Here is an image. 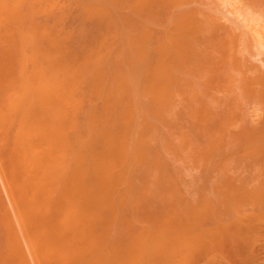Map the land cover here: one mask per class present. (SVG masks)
Masks as SVG:
<instances>
[{"label":"bare ground","instance_id":"1","mask_svg":"<svg viewBox=\"0 0 264 264\" xmlns=\"http://www.w3.org/2000/svg\"><path fill=\"white\" fill-rule=\"evenodd\" d=\"M164 1L165 0H0V156L2 155V158H5L8 164L14 167L12 169L14 172H11L12 180L14 178V181H12L14 183L13 190L15 188L16 195L21 203L19 207L21 219L23 226L25 227L24 229L33 240L32 245L35 247V251H37L38 255L36 256V259L39 257V263L41 264H195L196 262L194 263V261L196 260L200 246L203 248V251H205L204 255L206 264H215L213 261V257L215 256H213V250L211 247L213 245L215 246L216 241L219 243L218 238L220 231H217L219 229H217L219 224L217 227L215 226L218 221L216 223L214 221L215 224L213 223L214 225L213 227L211 226L212 228L208 226V229H206L205 226V228L202 227L204 224L200 225L202 224V221L200 220H203L204 218L199 220L201 212L204 210V212L207 213L208 209H211L213 206V201H210V198H208V200L204 198V201L202 196L201 199L205 202L201 201L202 205H199L200 203L197 205L195 202H192V200L191 203L186 201L188 203V207L184 206L186 207V211L184 213L185 215L183 214V217L176 215L172 219H169L168 217H170V214L172 216L177 213L172 212L173 214L170 213L168 215L166 212L168 210H165L164 215L166 217L163 215V220H160V217L158 220H154L155 222L160 221L157 225L148 226L139 218L142 216V213L147 214L149 208L151 207L152 209L153 207L151 206L152 202L150 206V203H147L148 206L145 208L146 199L149 196V201L152 198H155V196L153 197L150 193L151 190H149V188L152 189L151 184L155 183V185H157L159 182V180H157L158 178H155L156 182L158 181L157 183L155 182L154 177V180L152 179L153 173L151 171L153 169L156 172V170H159L160 166H164V162H161L163 158H161L158 154L157 155L161 158V161L155 159L154 156H149V154L147 155L146 150L143 151L146 148V144L149 143V138L151 137L150 136L148 138L149 141L146 140L145 134H150L146 132L145 129H148L147 131H151V126L155 124L151 122V119V126H148L150 124L148 123L149 121L147 117H150L151 113H154L150 111V114L148 115L149 109L142 108L145 105L143 106L140 104V101L143 100V96L141 95H147V97L153 96L154 98H157L158 106H156L159 108L155 106L156 103L154 106L156 107L155 110L158 111L161 106H167L165 103H162L163 105H161V101L163 97L168 94V92L170 93L169 90H172L169 89V86H173L174 84V86L176 85L178 87L181 85L182 87L181 80L186 77L185 75V77L181 78L180 76L182 75L176 74L178 71L177 69L180 70V67L177 68V64L174 63V58L177 56H173L174 58H172L170 54L172 49V45L170 43L173 42L169 37L165 39V42L164 40L161 41V39L165 38V36L162 38L163 33L161 35L157 34V36H161V38L159 37V40H156L157 43H154V40L153 44L155 45H152L151 38L149 43L148 39L150 36L146 35H149V30L152 29V25L156 24L158 20L154 22L150 28H148V33L147 31L144 33V29L146 28L145 30H147L148 27L146 25L143 31H141L144 20L142 22V18H139V15L141 14L140 12H142V8L144 7L146 9H150L154 6H161V3L163 5L165 4ZM192 1L189 2L191 3ZM201 1H203L202 3L204 4L207 0H205V2L204 0H197L199 3H201ZM225 1L227 2V0ZM236 1L237 0H233V2ZM246 1H248V5L250 4L253 7H257L258 13L260 11H262L260 14L264 13V0ZM196 7H192L187 10L185 9L186 11L183 10L184 12L174 11L176 13V17L174 15L173 19H171L173 24L172 22L170 24L175 27L174 22L176 20H174V18H177L181 19V21H183L182 23L185 22V25H188V27L192 24L193 26L190 28L193 30L195 27L194 32L198 31L196 28L200 29V27L198 25V27L195 26L193 20L196 18V15H199V13L202 14L204 11H200V8H198V6ZM156 8L157 7H155V9ZM182 8L183 7H181V9ZM207 8H209V6ZM210 11L209 13L214 14ZM168 13L170 14V12ZM209 13L207 14L206 21L204 20L206 18L204 13L203 16L205 17L203 21H205L206 24L204 23V27L203 25L201 26L207 34L208 32L215 30V23L218 22L217 24H219V21L215 20L217 15L215 17V15H211ZM238 13L239 12L236 14L238 15ZM119 14L122 18H124V20H126L127 25L124 23L123 27H120V25L123 24L121 23L123 21L120 22L121 24L119 23V19H121L119 18ZM166 14L167 13H165V15ZM251 14L250 10L246 16L251 17ZM137 17L139 18L140 23H138L139 21L137 20ZM147 19L150 18L148 17ZM244 19L250 25V28L251 26L256 27L254 25H256L255 23L257 21L251 25L255 20L254 18L245 17ZM261 20L264 22V19L261 18ZM95 21H97V25L94 26L93 23ZM214 21L215 23H213ZM141 23L142 27L140 28ZM148 24L150 25V23ZM166 26L169 25H165V27ZM205 27L211 31L206 30ZM155 29L153 30L155 31ZM203 29L202 31H204ZM157 31H160V29L158 30L157 28ZM166 31H168L167 28ZM215 31H218V29L216 28ZM253 31H255V28ZM202 33L198 34L197 32L196 37H199ZM221 33L222 32L217 33L218 36H214L213 39H217L219 37L218 40H220L221 35L219 34ZM228 33L226 35L227 38L228 35L230 36ZM230 33L233 34L232 32ZM247 33L249 34V32ZM254 33L251 35H254ZM258 33L262 34L261 31ZM261 34L260 37H262ZM233 37H235V41L239 38L238 35H233L232 38ZM254 38L256 39L255 36ZM182 41L180 43H176L177 41H175L174 44L176 43V45L180 46L183 43ZM223 42L222 44L220 43V45H225ZM239 42L241 44V41ZM261 42H264V40ZM244 43L246 42L244 41ZM249 44L251 43L249 42ZM254 45H256L255 42ZM243 46L245 47L244 44ZM235 49L237 50L236 47ZM230 54H232L234 59L233 53ZM183 60L181 59V61ZM178 61L180 62L179 59ZM232 62L229 65L232 66ZM182 64L183 62H181V65ZM199 65L201 64H198V66ZM240 65L242 69V64ZM238 68L234 70H240ZM248 68L249 67H247V69ZM256 68L257 66L253 69L255 70ZM248 70L249 72L251 71L250 69ZM185 71V74L188 72L190 74V71L192 70L188 71L187 69ZM185 71L182 69V74ZM254 74H256V76L249 79L251 88L248 84L251 98V109L249 107V111H251L249 112L247 110L249 114L246 111L244 112V115H246L245 118H243V115L239 117H242L243 119L238 120L240 121V126L238 123V132L235 131L232 135L229 134L232 138H234V141L238 145L235 153V159L240 170L235 174L237 175V179L236 177L234 179L236 182H234L235 184H233V186L230 183L228 184L229 186L231 185L230 191L229 186L227 185L228 188H226V185H223L224 183L221 185L225 188L220 186V183H218L219 187L213 185V187L215 186L213 189L214 191L211 190V185L214 182L209 185L210 187L206 186L207 182L206 185H202L206 186V190H202V192L209 189L208 193L211 190L210 193L219 192L220 196L223 191L224 196L227 192L229 194L231 192L234 193L231 197V204L234 207L232 205L231 206L236 215V220L234 222L236 223L235 248L237 249L235 251L239 254H236L238 258H241L242 260H240V262L244 263L248 261H244L246 256H252L255 253H253L255 242L257 240L258 242L261 241L259 237L262 234V229H260L262 226L259 227L260 231L258 233H261L260 235L256 234L258 231L256 228L264 222V219H262V222H260L261 224H258V221L261 220L258 219L260 218L258 215L259 204L260 206H264V204L261 203L264 202V200H262L264 198L261 197L264 195L262 194L264 193V185H262V183H264V178H261L262 181H259L260 176L264 175V73L257 72ZM243 76L244 75H242V77ZM249 76L250 75H248V77ZM219 77L222 76L219 75ZM187 78L190 80L189 77ZM195 81H197V79ZM189 85L191 86V84ZM184 87L179 90H182ZM185 91L187 93V90ZM181 92L182 91H180V93ZM170 96L171 95H168V97ZM175 96L177 97V95ZM182 96L183 92L181 94V97ZM205 96H207V94ZM140 98L142 100H140ZM166 98H164L165 102L167 100L170 102L169 98L167 100ZM171 99L173 100V98ZM189 99L191 100V98ZM179 101H181V99ZM159 103L161 106H159ZM151 106H153V104ZM230 107L232 108L231 105ZM150 108L151 110L153 109L152 107ZM230 111L232 110L230 109ZM165 113L167 112L165 111ZM176 113L179 114L178 112ZM189 113H191V111ZM171 114L173 113L171 112ZM203 114L205 115L206 113L203 112ZM209 114L212 116L211 113ZM162 115H164V113ZM198 115L201 114L198 113ZM198 115L195 114L197 117ZM167 116H169L168 113ZM197 117H195V120L198 119ZM235 118L236 117H234V119ZM157 119L159 118H156V125L158 121ZM234 119H231V121H234ZM213 122L215 121L213 120ZM222 123L223 122H221V124ZM221 124L220 126H222ZM176 125L179 124L177 123ZM158 126H160V124ZM200 128L194 127L193 129H195L194 131H201L202 129ZM154 129L156 131V127ZM204 129H206V126ZM143 131H145V134L142 133ZM223 131H226V129ZM204 138L205 137L202 139ZM189 139L190 138H186L188 143L192 140V138L188 141ZM221 139H223V136ZM151 140H153V138H151ZM179 140L182 139L179 138ZM181 143L182 142H180V144ZM189 144L192 146L191 143ZM168 145L171 146V143H168ZM142 146L145 148H142ZM159 146L160 144L154 148H159ZM173 146L175 147L176 144ZM185 147L186 146H184V148ZM186 148L184 150H186ZM199 149L200 148L196 150ZM153 151L155 152L154 149ZM156 152H158V150ZM190 152L192 151H189L188 153ZM192 154H194V152ZM146 155L149 156V158L152 157L151 160L148 159ZM174 155L176 156V154ZM145 158H147V163L146 160L143 161ZM188 158L192 157L189 156L187 159ZM152 160L156 161V164L158 161V163H162L163 165H155V163H152L153 167L152 164H150L153 162ZM200 161L196 162L195 160L196 163ZM218 162L220 161L218 160ZM179 163L177 162L178 165ZM203 163L204 162H202V165L205 164ZM213 163L215 162H212V164ZM146 164L148 166L145 168ZM149 164L152 167H150ZM217 164L220 168L221 164ZM224 166L225 165H223V168ZM137 167L139 169V173L142 175V177L141 175L138 177H141L142 179L144 178L142 181V183L144 182L143 185L141 182V185H136V183H139L135 180V177H137V175H135V172L137 174ZM205 167L207 166L205 165ZM212 168H214V166H212ZM216 168L218 170L217 166ZM221 168L220 170H222ZM170 169L171 168L169 167L167 172L170 171ZM204 169L206 170V168ZM245 171L248 175H243V172ZM164 172L167 173L165 168ZM12 173H14V176ZM180 173H182V171ZM163 174L164 173H161L160 170L159 175L163 176L164 180L167 182L168 177L166 179L165 174ZM155 175H157L156 177H160L157 173ZM177 175L179 176L178 172ZM177 175L173 176L177 177ZM163 177L162 181H164ZM179 177H181V175ZM183 177L184 176H182V179ZM207 177H204L206 181L209 179ZM227 177L225 178V182H228ZM141 178L139 179L141 180ZM171 178L173 179V177ZM177 178H175V180ZM214 180H216V178ZM166 182L165 187L161 184L164 188H166ZM168 182L169 184L171 183L170 180H168ZM179 184L180 181H178L177 186H179ZM13 185L11 184V186ZM161 185L159 184L158 186L162 188ZM167 188H169V185ZM201 189L203 188L201 187ZM224 189H227V191ZM164 190L168 191V189ZM164 190L155 189L154 194H157L156 191L162 194L164 193L162 192ZM173 190L175 191V189ZM200 190L196 189L199 193ZM179 191L180 190L176 192L178 193ZM180 192L184 193L182 190ZM205 195L206 194H204V196ZM165 196L166 195H163V197ZM220 196L218 197L219 200L221 199ZM167 197L169 198L168 194ZM156 198L159 197L156 195ZM215 198L213 199L214 202L217 201ZM260 198L262 200L261 202H259ZM222 200L225 201L223 198ZM209 202H212L211 207H209ZM163 204L167 205L168 202ZM177 204H179L178 201L176 202V205ZM179 205H177L178 208L183 204ZM262 206L259 208L260 211L264 210L262 209ZM166 207H164V209ZM177 207L174 205V208ZM215 207H212V209ZM227 207L229 208V206ZM219 209L223 211L221 208ZM213 211L215 212V210ZM155 212L156 211H154V214H158ZM182 212L178 211V214H181ZM216 212L218 214V211ZM260 213L264 215V211H261ZM152 214L153 213H151V215ZM195 214L198 217L195 216ZM209 214L213 216L212 213ZM142 217H144V215ZM176 218L180 219L176 220ZM229 218H232L231 215L228 219ZM210 219L214 218L212 217ZM200 227L204 230H201ZM26 233H24V235ZM14 236L15 235H13L12 238L10 235V238L8 236L6 237L7 241L5 240V242L8 243L9 248L6 249L8 252L6 251L5 255L8 254L7 256L9 257L20 259V256H22L20 252L22 250L19 251L20 247L18 248L17 245L18 238L15 239L18 236H15V238ZM256 236H259L257 237L258 239H255ZM224 239L225 238H223V240ZM262 241H264V239H262ZM18 242H20V239ZM220 243L221 245H219L221 247L223 242L220 241ZM27 244L29 245V243ZM260 251L262 250L260 249ZM218 254L221 255V252ZM255 254H257V252ZM2 256L0 257L2 258Z\"/></svg>","mask_w":264,"mask_h":264},{"label":"rangeland","instance_id":"2","mask_svg":"<svg viewBox=\"0 0 264 264\" xmlns=\"http://www.w3.org/2000/svg\"><path fill=\"white\" fill-rule=\"evenodd\" d=\"M184 1V2H183ZM165 0L164 1V5L161 3V6L159 5V4H157V5H159V6H154L153 8H142V12H140L141 14L139 15V18H142L141 19V21L143 22V20H144V22H143V27H142V23H141V26H140V28L142 27V29H141V31H143V29H144V27H145V25L146 26H148L147 27V30H145L144 29V33H145V31H147V33L150 31V33H151V35H150V33H148L149 35H146V36H150L149 37V43H150V38H151V41H152V45H155V44H153V41L155 40H159L160 38H161V36H157V34L158 35H161L162 33V38H163V36H165V38H163V39H161V41H165V39H167L168 37L172 40V42L173 43H170L171 42V40L169 39V43L172 45V49H174V50H172L171 49V52H170V54H171V56H172V58H174L175 56H177V57H175L174 58V63H176L177 65H176V67L177 68H179L180 67V70L179 69H177L178 71L176 72V74L177 75H182V76H180L181 78L182 77H185V75H186V77L183 79L182 78V80H181V83H182V87H184L187 83V85L182 89V90H179L180 88H182L181 87V85H179L178 87L175 85L174 86V84H173V86L171 85V86H169V89H172V90H169L170 91V93L168 92V94L167 95H165L164 97H163V99H162V101H161V105H163L164 103H165V105H167V106H161L160 105V103H159V106H161L160 107V109H158V111L157 110H155L156 109V107L158 106V104H157V98H154L153 96L151 97V96H148L147 97V95L146 96H144V95H141V96H143L142 98H143V100L140 98V100H142V101H140V104L141 105H145L144 107H142L143 109L145 108H147V109H149V113H148V115L150 114V111L151 112H153L154 114H152L151 113V115H150V117H147V119H148V123L150 124V125H148V126H151V122H153L155 125H153V126H151V128H152V130H151V128H150V130L151 131H147L148 129H145L146 130V132H148L150 135H146L145 134V131H143L142 133L143 134H145V136H146V140H148V138H149V143H147L146 144V148L144 147V146H142V148L144 147L145 149L143 150L142 148V150L143 151H147V155L149 154V156L151 155V156H154V158L155 159H158V161H161L160 159L161 158H163V160L161 161V162H164V166H160V168H159V170H156V172H155V170H153L152 169V173H153V175H152V179H153V177H154V179L155 178H158L157 180H159V182H158V184L157 185H155V183L154 184H151L152 185V189L151 188H149V190H151V194L153 195V197L155 196V198H152L150 201H149V199L148 198H150V196L146 199V203H145V208L148 206L147 205V203L149 204V206L151 205V203H152V205L151 206H153L152 207V209H154V210H152L151 209V207L149 208V210H148V212H147V214L146 213H142L141 215L143 216L144 215V217H139L140 218V220L142 221V222H144V223H146L148 226H152V225H157V224H159V222L158 221H154V220H158L159 219V217L161 218L160 220H163V218L164 217H166L165 215H164V213H165V210H168V211H166L167 212V214L169 215L170 213H172V212H174V213H177V214H173L172 216H171V214H170V217H168L169 219L171 218H173L174 216H176V215H180V216H184L185 214V211H186V207H184V206H187L188 207V201L191 203V200H192V202H195L197 205L199 204V205H202V203H201V201H203L204 200V198L205 199H207L208 200V198H210L209 200L210 201H213V206L212 207H215V208H213L212 209V207H211V204H212V202H209V207H211V209L209 208L208 209V212L209 213H212L213 214V216L211 215V214H209L208 212L206 213V212H204V210L201 212V214H200V218H199V220L200 219H203V220H200V221H202V224H200V225H203L202 227L203 228H205L206 227V229H208L207 227L208 226H212L213 227V225L215 224V226L217 227V225L219 226V227H217V231H220V233H219V243L216 241L215 242V246L212 248L211 247V249L213 250V256H215V257H213V261L215 262V264L217 263V264H264V241H262V239H264V225H262V224H264V222H262V219H264V218H262V217H264V215H262V213H260L261 211H264V210H261L260 211V209L259 208H261V206H260V204H259V208H258V210L260 211H258V215H259V217L260 218H258L260 221H258L259 223L258 224H261L260 222H262V224L260 225V226H257V228H256V230L258 229V231H257V235L259 234H261L260 235V237L259 236H256V238L255 239H258L257 237H259L260 238V240L261 241H259L258 242V240L255 242V244H254V250H253V253L255 252H257V254H253L252 256H246L245 257V259H244V261L245 260H248L247 262H240V260H241V258L239 259L238 258V256L237 255H239L238 254V252H236L235 250L237 249V248H235V245H236V242H235V212H234V209L232 208V200H231V197H232V195L234 194V193H228L227 192V194H225V196H224V191H223V196H222V194H221V196L219 195L220 193L218 192V193H210L211 192V190H213L214 189V187L215 186H217V187H219L218 186V183H220L219 185L220 186H222L221 184H223V185H226V188H228L227 187V185L230 183L232 186H233V184H235L234 182H236L234 179H235V177L237 176V175H235L236 173H237V171L239 172V167H238V164H237V161H236V159H235V153H236V151H237V144H236V142L234 141V138H232L231 137V135L233 134V133H235V131H237L238 132V130H239V126H240V121H238L239 119H243V118H245V116L246 115H244L245 113V111L248 113V111H249V107H250V94H249V91H250V89H249V85H250V83H249V79L250 78H252V77H254V76H256V74H254V73H264V60H262V59H264V49H262V48H264V44H262V43H264V42H261L262 40H264V31H262V30H264V28H262V27H264V22H262V20H261V18L262 19H264V15H262V14H264V13H261L260 14V12H262V11H260L259 13H258V9H257V7H253L252 5H248V1H246V0H237L236 2H233V0H227V2L225 1V0H207V1H209V2H205V0H204V2L205 3H207V4H203L202 2L203 1H201V3H199V2H197V0L195 1H192V0H189V1H192L191 3L189 2V1H186V0ZM225 1V2H224ZM235 1V0H234ZM177 2V3H176ZM186 2V3H185ZM196 4H194V3ZM224 2V3H223ZM172 3V4H171ZM176 3V4H175ZM247 3V4H246ZM179 4H180V6H179ZM182 4H184V5H182ZM191 4V5H190ZM211 4V5H210ZM230 4V5H229ZM234 4V5H233ZM168 5V6H167ZM182 5V6H181ZM200 5V6H199ZM163 6V7H162ZM176 6V7H175ZM196 6H198V8H200V11H204V12H202V14L201 13H199V15H196V18H194V23H195V26H199L200 27V29L199 28H196V29H198V31H196V32H194V29H195V27L193 28V30L190 28V27H192L193 25L192 24H190L189 25V27H188V25H185V22L184 23H182L183 21H181V19H175L174 18V20H176L175 22H176V24H175V22H174V26L175 27H173V21L171 20V19H173V17H174V15L176 14L174 11H176V12H178V11H180V12H182L183 10L184 11H186L187 9H190V8H195ZM209 6V8H207ZM233 6V7H232ZM234 6H235V8H234ZM248 6H250V7H248ZM146 7V6H145ZM155 7H157L156 9H155ZM160 7V8H159ZM172 7V8H171ZM181 7H183L182 9H181ZM185 7V8H184ZM187 7V8H186ZM204 7V8H203ZM207 9H206V8ZM167 8V9H166ZM170 8V9H169ZM174 8V9H173ZM176 8V9H175ZM197 8V7H196ZM254 8V9H253ZM144 9H146V10H144ZM154 9H155V11H154ZM160 9H162V10H160ZM164 9V10H163ZM186 9V10H185ZM202 9V10H201ZM237 11V12H239L238 13V15L236 14L237 12L235 11V10ZM253 9V10H252ZM257 9V10H256ZM151 10V11H150ZM172 10V11H171ZM206 10V11H205ZM211 10V11H210ZM250 10H251V17L252 18H254L255 20H254V22H252V24L251 25H253L256 21L258 22H256L255 24L256 25H254V26H256V27H253V26H251V28H250V25L247 23V21L244 19L245 17H248V18H251V17H249V16H246V14L248 13V11L250 12ZM149 11H150V13H149ZM183 11V12H184ZM209 11L210 12H213L214 14H212V13H209ZM232 11V12H231ZM156 12H158V13H156ZM160 12V13H159ZM168 12H170V14L168 13ZM179 12V13H180ZM209 14H211V15H215V17H216V15H217V17H216V21L218 20L219 21V24H217V23H215V21L213 22V23H215L214 24V26H215V30H216V28L218 29V31H215V30H213V31H211V30H208L206 27V30H208V31H211V32H208V34L207 33H205L206 31L203 29V28H201V26L203 25V27H204V25L206 24V20H207V14L208 13ZM233 12H235V13H233ZM165 13H167L166 15H165ZM174 13V14H173ZM204 13H205V15H206V18L204 19V17L205 16H203L204 15ZM178 14V13H177ZM202 16H201V15ZM145 15V16H144ZM148 15V16H147ZM170 17H169V16ZM244 15H245V17H244ZM262 15V16H261ZM119 16H120V14H119ZM118 16V17H119ZM164 16V17H163ZM168 16V17H167ZM198 16V17H197ZM201 16V17H200ZM236 16V17H235ZM150 18V19H147V18ZM175 17H176V15H175ZM200 17V18H199ZM214 17V16H213ZM212 17V18H213ZM119 18H121V19H119ZM118 19H119V23L121 22V21H123V22H121V23H123L122 25H120V27H123V25H124V23L127 25V23H126V20H124V18H122L121 16L119 17ZM138 18V17H137ZM139 18L137 19L139 22L138 23H140V20H139ZM154 18V19H153ZM164 18H165V20H164ZM169 18V19H168ZM218 18V19H217ZM123 19V20H122ZM152 19V20H151ZM202 19V20H201ZM203 19L205 20V21H203ZM40 20H42V19H40ZM149 20V21H148ZM160 22H158V21ZM170 20V21H169ZM178 20V21H177ZM214 20V19H213ZM240 20V21H239ZM243 20V21H242ZM135 21H136V19H135ZM157 21V22H156ZM192 21V20H191ZM152 22V23H151ZM154 22H156V24H154ZM162 22H163V24H162ZM169 22V23H168ZM172 22V24H170ZM120 23V24H121ZM146 23V24H145ZM148 23H150V25L148 24ZM180 23H182V24H180ZM197 23V24H196ZM205 23V24H204ZM94 26L95 25H97V21H95L94 23ZM152 24H154V25H152ZM201 24V25H200ZM223 24H224V26H223ZM151 25H152V27H151ZM165 25H169V26H166L165 27ZM177 25H178V27H177ZM154 26V27H153ZM157 26V27H156ZM180 26H181V29H180ZM182 26H183V28H182ZM186 26V27H185ZM197 26V27H198ZM218 26H220V27H218ZM246 26V27H245ZM247 26H249V27H247ZM152 28V29H148V28ZM165 27V28H164ZM170 27V28H169ZM177 27V28H176ZM229 27V28H228ZM234 27V28H233ZM126 28V27H125ZM156 28V29H155ZM157 28H158V30L160 29V31H157ZM166 28H167V30L168 31H166ZM187 28H189V29H187ZM230 28H231V31H230ZM250 28V29H249ZM253 28V29H252ZM254 28H255V31H253L254 30ZM262 28V29H261ZM122 29V28H121ZM153 29H155V31L153 30ZM161 29H163V30H161ZM172 29V30H171ZM183 29V30H182ZM184 29H187V30H184ZM202 29L204 30V31H202ZM220 29V30H219ZM123 30V29H122ZM149 30V31H148ZM189 30V31H188ZM199 30H200V32H199ZM248 30V31H247ZM251 30V31H250ZM261 31L262 32V34H261V36L262 37H260V34L258 33L259 31ZM152 31H154V32H152ZM184 31H186V32H184ZM228 31H229V33H228ZM124 32H125V30H124ZM157 32V33H156ZM159 32H160V34H159ZM168 34H167V33ZM198 32V34L199 33H202L199 37H196L197 36V33ZM212 32H214V33H212ZM220 32H222L221 34H219V35H221V38H220V40H218V38L216 39V38H214L215 39V41H214V39H213V37L215 36H218V34L217 33H220ZM230 32H232L233 34H231ZM244 32V33H243ZM247 32H249V34L247 33ZM255 32V33H254ZM205 33V34H204ZM210 33V34H209ZM227 33L228 34H230V36L228 35V38H227ZM245 33H247L246 35H244ZM254 33V35H251V34H253ZM164 34H166V35H164ZM186 34H187V37H186ZM212 34H214V35H212ZM195 35V36H194ZM233 35H238L239 36V38L235 41V37H233L232 38V36ZM244 35V36H243ZM167 36V37H166ZM189 36V37H188ZM194 36V37H193ZM202 36H203V38H202ZM209 36V37H208ZM249 36V37H248ZM252 36V37H251ZM254 36L256 37V39L254 38ZM160 37V38H159ZM192 37V38H191ZM211 37V38H210ZM229 37H231V38H229ZM247 37H248V39H247ZM158 38V39H157ZM188 38H191V39H188ZM200 38V39H199ZM243 38V39H242ZM197 39V40H196ZM221 39H223V40H221ZM250 39V40H249ZM253 39V40H252ZM183 40V41H182ZM193 40V41H192ZM196 40V41H195ZM210 40V41H209ZM216 40H218V41H216ZM225 40V41H224ZM247 40H248V42H247ZM257 40H258V42H257ZM154 41V43H157V41L155 42ZM175 41H177L176 43H180L181 41L183 42L180 46H178V45H176V43L174 44V42ZM220 41V42H219ZM224 41V42H223ZM234 41V42H233ZM237 41H238V44H237ZM239 41H241V44H240V42ZM242 41H243V43H242ZM244 41L246 42V43H244ZM159 42V41H158ZM166 42V41H165ZM196 42V43H195ZM214 42V43H213ZM217 42V43H216ZM222 42L223 43H225V45L223 44V45H220V43L222 44ZM235 42H236V44H235ZM249 42L251 43V44H249ZM254 42H255V44L256 45H254ZM261 42V43H260ZM232 43H233V45H232ZM209 44V45H208ZM228 44V45H227ZM243 44L245 45V47L243 46ZM260 44V45H259ZM157 45V44H156ZM188 45V46H187ZM192 45V46H191ZM194 45V46H193ZM202 45V46H201ZM216 45V46H215ZM226 45H227V47H226ZM234 45H235V47L237 48V50L235 49V47H234ZM247 45V46H246ZM177 48V50H178V48H179V50L177 51L176 50V48ZM204 46V47H203ZM209 48H208V47ZM219 46V47H218ZM257 46V47H256ZM259 46V47H258ZM155 47V46H154ZM190 47H191V49H190ZM240 47H241V49H240ZM248 49H247V48ZM152 48H153V46H152ZM186 48H187V50H189V51H187L186 50ZM189 48V49H188ZM194 48V49H193ZM197 48V49H196ZM224 48V49H223ZM233 48H234V50H233ZM244 48V49H243ZM196 49V50H195ZM207 49V50H206ZM214 49H216V50H214ZM226 49H227V51H226ZM231 49V50H230ZM184 50H186V51H184ZM235 50H236V52H235ZM238 50H240V51H238ZM177 51V52H176ZM179 51H180V53H179ZM184 51V52H183ZM176 52V53H175ZM186 52V53H185ZM219 52H221V53H219ZM174 53V54H173ZM199 53V54H198ZM230 53H233V55H234V59L236 58V57H238V58H236L235 60L233 59V56H232V54H230ZM176 54V55H175ZM184 54V55H183ZM201 54V55H200ZM207 54H208V56H207ZM221 54H222V56H221ZM255 54V55H254ZM194 55V56H193ZM200 55V56H199ZM174 56V57H173ZM188 56H190V57H188ZM253 56H255V57H253ZM179 57V58H178ZM204 57V58H203ZM228 57V58H227ZM200 58V59H199ZM219 58V59H218ZM247 58H248V60L250 61H248L247 60ZM255 58V59H254ZM178 59L180 60V62L178 61ZM181 59L183 60V61H181ZM229 59V60H228ZM254 59V60H253ZM257 59V60H256ZM258 60H259V62H258ZM177 61V62H176ZM199 61H200V63H199ZM205 61V62H204ZM214 61H215V64H214ZM226 63H225V62ZM233 63V65L231 66V65H229L231 62ZM241 61V62H240ZM244 61V62H243ZM181 62H183V64L181 65ZM202 62H203V64H202ZM208 62V63H207ZM228 62V63H227ZM236 62H237V64H236ZM238 62H239V64H238ZM185 63V64H184ZM201 64V65H199L198 66V64ZM206 63V64H205ZM180 64V65H179ZM214 64V65H213ZM218 64V65H217ZM240 64H242V69H241V65ZM246 64V65H245ZM262 64V65H261ZM175 65V64H174ZM187 65V66H186ZM193 65V66H192ZM227 65V66H226ZM237 65H238V67H237ZM240 65V66H239ZM254 65V66H253ZM231 66V67H230ZM255 66H257V68L254 70L253 68L255 67ZM174 67V66H173ZM181 67H182V69H183V71H185V70H187L188 69V71L189 70H192V71H190V74H189V72L187 73V74H185L186 73V71L185 72H183V74H182V69H181ZM192 67V68H191ZM247 67H249L248 69H250L251 71L249 72V70L247 69ZM250 67H252V68H250ZM260 69H259V68ZM184 68H185V70H184ZM240 69V70H234V69ZM225 69V70H224ZM245 69V70H244ZM252 69H253V71H252ZM258 69V70H257ZM222 70V71H221ZM242 70H244V71H242ZM248 70V71H247ZM217 73H216V72ZM257 71V72H256ZM204 72V73H203ZM219 72H221V73H219ZM236 72V73H235ZM240 72V73H239ZM241 72H242V74H241ZM253 72V73H252ZM233 73H235V74H233ZM252 74V75H251ZM254 74V75H253ZM184 75V76H183ZM219 75H221L222 77H219ZM242 75H244L243 77H242ZM248 75H250L249 77H248ZM194 76V77H193ZM196 76H198V77H196ZM229 76V77H228ZM246 76V77H245ZM187 77H189L190 78V80L187 78ZM238 77V78H237ZM187 78V79H186ZM233 78H235V79H233ZM240 78V79H239ZM245 78V79H244ZM197 79V81H195ZM229 79H230V81H229ZM242 79V80H241ZM228 80V81H227ZM226 81V82H225ZM241 81H243V82H241ZM172 82V81H171ZM189 84H191V86L189 85ZM249 84V85H248ZM186 87H188V88H186ZM191 87H193V88H191ZM195 87V88H194ZM248 87V88H247ZM250 88H251V85H250ZM196 89V90H195ZM185 90H187V93H186V91ZM195 90V91H194ZM197 90H198V92H197ZM238 90H240V91H238ZM180 91H182L183 92V98L181 97V94H182V92L180 93ZM193 91V92H192ZM237 92V93H236ZM178 93H180V94H178ZM194 93H197V94H194ZM242 93V94H241ZM187 94H189V95H187ZM194 96H193V95ZM207 94V96H205ZM209 94V95H208ZM244 94V95H243ZM168 95H171L170 97H168ZM175 95H177V97L175 96ZM192 97H191V96ZM241 95V96H240ZM249 95V96H248ZM140 96V97H141ZM172 96H174V97H172ZM238 96H239V98H238ZM150 97H151V99H150ZM167 97V98H166ZM197 98V99H195V98ZM236 97V98H235ZM164 98H166V100L169 98V100H170V102L167 100L166 102H165V100H164ZM171 98H173V100L171 99ZM188 98V99H187ZM189 98H191V100L189 99ZM149 99V100H148ZM181 99V101H179ZM186 99V100H185ZM193 99V100H192ZM208 99V100H207ZM147 102H146V101ZM156 102H155V101ZM199 100V101H198ZM151 103H149V102ZM152 101H154V102H152ZM164 101V102H163ZM173 101V102H172ZM205 101V102H204ZM235 101V102H234ZM190 102V103H189ZM191 102H193V103H191ZM149 103V104H148ZM156 103V104H155ZM163 103V104H162ZM166 103H168V104H166ZM169 103H171V104H169ZM187 103V104H186ZM196 103V104H195ZM199 103V104H198ZM239 103H240V105H239ZM153 104V106H151ZM154 104H155V106H154ZM190 104V105H189ZM207 104V105H206ZM236 104V105H235ZM168 105H169V107H168ZM176 105V106H175ZM189 105V106H188ZM198 105V106H197ZM205 105V106H204ZM226 105V106H225ZM230 105L232 106V108L230 107ZM242 105V106H241ZM175 108H174V107ZM182 106V107H181ZM150 107H152L153 109V111L151 110V108ZM164 107V108H163ZM198 107V108H197ZM205 107V108H204ZM229 107V108H228ZM157 108H159V107H157ZM233 108H234V110H233ZM199 109V110H198ZM206 109V110H205ZM210 109V110H209ZM230 109L232 110V111H230ZM250 109H251V107H250ZM162 111V113H161V111ZM169 110V111H168ZM179 110H181V111H179ZM193 110V111H192ZM198 111V113L199 114H201V115H198V113H197V111ZM208 110H209V113H211V115L212 116H210V114L208 113ZM212 110V111H211ZM225 110H226V112H225ZM248 110V111H247ZM145 111V110H144ZM165 111L169 114V116H167V113H165ZM191 111V113H189ZM196 113H195V112ZM200 111V112H199ZM234 111V112H233ZM241 111V112H240ZM251 111V110H250ZM249 111V112H250ZM145 112V113H146ZM157 113V115H156V113ZM159 112V113H158ZM170 112V113H169ZM171 112L173 113V114H171ZM176 112H178L179 114H177ZM188 112V113H187ZM203 112L204 113H206L205 115L203 114ZM236 112H237V115H236ZM145 113H144V115H145ZM164 113V115H165V118H164V115H162ZM219 113H221V114H219ZM225 113V114H224ZM231 113H233V114H231ZM242 113V114H241ZM188 114H190V115H188ZM191 114H193V115H191ZM195 114L196 115H198V117L197 116H195ZM249 114V113H248ZM147 115V116H148ZM153 115H155L156 116V118L158 117L159 119H157L158 121H157V125H156V118H155V116H153ZM162 115V117L160 118V116ZM222 115V116H221ZM225 115V116H224ZM244 116L243 118L241 117V118H239L240 116ZM146 116V115H145ZM193 116V117H192ZM197 117L198 119L197 120H195L196 118L195 117ZM201 116V117H200ZM203 116H204V118H203ZM224 116V117H223ZM170 117H171V119H170ZM187 117V118H186ZM222 117V118H221ZM234 117H236L235 119H234ZM238 117V118H237ZM155 118V119H154ZM193 118V119H192ZM152 119V120H151ZM163 119V120H162ZM205 119V120H204ZM208 119V120H207ZM212 119V120H211ZM224 119H226V120H224ZM231 119L233 120L234 119V121H231ZM150 120H151V122H150ZM182 120V121H181ZM200 120H201V122H200ZM204 120V121H203ZM207 120V121H206ZM213 120L215 121V122H213ZM220 122H219V121ZM160 121H162V122H160ZM163 121H165V122H163ZM170 123H169V122ZM198 121V122H197ZM186 124H185V123ZM197 122V123H196ZM206 122V123H205ZM208 122V123H207ZM221 122H223L222 124H221ZM230 123V124H228V123ZM179 124V125H176V124ZM181 123V124H180ZM192 123V124H191ZM199 123V124H198ZM217 123V124H216ZM222 125V126H220V124ZM238 123H239V126H238ZM160 124V126H158ZM191 124V125H190ZM208 124H209V126H208ZM212 126H211V125ZM199 125V126H198ZM214 125V126H213ZM235 125V126H234ZM156 127V131H155V127ZM167 126H169V127H167ZM178 126V127H177ZM186 126V127H185ZM205 126H206V129H204L205 128ZM172 127V128H171ZM195 127V128H200V129H202L201 131L200 130H196V131H194L195 129H193V128ZM203 127V128H202ZM224 129H223V128ZM231 127H233V128H231ZM236 127V128H235ZM148 128V127H147ZM166 128V129H165ZM183 130H182V129ZM210 128H211V130H210ZM218 128V129H217ZM169 129V130H168ZM208 129H209V131H208ZM215 129V130H214ZM222 129V130H221ZM226 129V131H223V130H225ZM160 130V131H159ZM178 130V131H177ZM181 130H182V132H181ZM203 130H204V132H203ZM221 130V131H220ZM231 130V131H230ZM165 131V132H164ZM184 131V132H183ZM186 131V132H185ZM198 131V132H197ZM200 131V132H199ZM223 131V132H222ZM164 132V133H163ZM172 132H174V133H172ZM175 132H176V134H175ZM189 132H190V134H189ZM202 132V133H201ZM207 132V133H206ZM209 132V133H208ZM216 132V133H215ZM153 133V134H152ZM155 133V134H154ZM195 133H197V134H195ZM200 133V134H199ZM212 133H213V135H212ZM229 134H231V135H229ZM152 135H153V137H152ZM155 135V136H154ZM161 135V136H160ZM168 137H167V136ZM173 135V136H172ZM178 135V136H177ZM196 135H197V137H196ZM202 135V136H201ZM212 137H211V136ZM165 136V137H164ZM171 136V137H170ZM187 136V137H186ZM200 138H199V137ZM214 136V137H213ZM216 136H219V137H216ZM222 136H223V139H221L222 138ZM154 137H156V138H154ZM160 137V138H159ZM167 137V138H166ZM181 137H183V138H181ZM203 137H205L204 139H202ZM151 138H153V140H151ZM179 138L180 139H182V140H179ZM186 138L188 139V138H190L188 141H190L191 140V138H192V140L189 142V143H191L192 144V146L187 142V140H186ZM225 138V139H224ZM231 138H232V140H231ZM158 139H159V141H158ZM216 139V140H215ZM221 139V140H220ZM163 140H164V142H163ZM184 140H186V141H184ZM215 140V141H214ZM147 141V142H148ZM168 141V142H167ZM170 141V142H169ZM208 141V142H207ZM231 141V142H230ZM180 142H182L181 144H180ZM234 142V143H233ZM156 143V144H155ZM168 143H171V146L170 145H168ZM172 143H173V145H175L176 144V146L174 147L173 145H172ZM175 143V144H174ZM193 143H194V145H193ZM210 143V144H209ZM232 143V144H231ZM150 144V145H149ZM160 144V146H159V148H154V147H157L158 145ZM167 144V145H166ZM206 146H208V147H206ZM211 144H212V148H211ZM217 144V145H216ZM145 145V144H144ZM164 145V146H163ZM166 145V146H165ZM203 145V146H202ZM210 145V146H209ZM217 147H216V146ZM184 146H188L187 148H186V150H184L185 148H184ZM205 146V147H204ZM147 147H149V148H147ZM165 147H168V148H165ZM172 147V148H171ZM173 147H174V149H173ZM0 148H1V146H0ZM178 148H179V151H178ZM181 148H182V150H181ZM191 148V149H190ZM193 148V149H192ZM198 148H200L201 149V151H200V149L199 150H196V149H198ZM205 148V149H204ZM214 148H215V150H214ZM148 149V150H147ZM153 149L155 150V152L153 151ZM163 149V150H162ZM170 149H172V150H170ZM1 150V149H0ZM152 150V151H151ZM158 150V152H156ZM161 150V151H160ZM166 150H168V151H166ZM170 150V151H169ZM177 150V151H176ZM196 152H195V151ZM206 150V151H205ZM208 150V151H207ZM165 151V152H164ZM189 151H192V152H190V153H188ZM149 152V153H148ZM152 152V153H151ZM161 152V153H160ZM180 154H179V153ZM194 152V154H192ZM198 152V153H197ZM200 152V153H199ZM0 153H1V151H0ZM151 153V154H150ZM197 153V154H196ZM205 153V154H204ZM216 153V154H215ZM154 154V155H153ZM156 154V155H155ZM161 157V158H159V156ZM164 155V156H162V155ZM174 154H176V156H178V157H176ZM146 155V156H147ZM181 155V156H180ZM198 155V156H197ZM149 156H147L148 157V159H150L151 160V158H149ZM157 156V157H156ZM172 158H171V157ZM189 156H191L192 158H188L187 159V157H189ZM195 156H197V157H195ZM3 156L1 155L0 156V256H2V255H4V256H2V258L0 257V259H3V260H0V264H41V263H39L40 261H39V257H37V259H36V256H38L37 255V251H35V247L32 245V243H33V240H32V238L31 237H29V235H28V232L24 229L25 227L23 226V222H22V219H21V215H20V210H19V207H20V205H21V203H20V200H19V198L17 197V195H16V190H15V188H14V190H13V187H14V183L12 182V181H14V178H13V180H12V175H11V172H14V171H12V169L14 168V167H12V166H10V164H8V162L5 160V158H2ZM209 157V158H208ZM167 158V159H166ZM186 158V159H185ZM194 158V159H193ZM147 158H145V159H143V161H145ZM154 159V160H155ZM178 159V160H177ZM197 159H199V160H197ZM206 159V160H205ZM223 161H225V162H223ZM225 159V160H224ZM154 160H152L153 162H151L150 164H152V163H155L156 161H154ZM168 161V162H165V161ZM184 160H185V162H184ZM195 160H196V162L197 161H200V162H198V163H196L195 162ZM203 160V161H202ZM217 160V161H216ZM218 160L220 161V162H218ZM149 161V160H148ZM158 161H157V164H160V165H163L162 163H158ZM170 161V162H169ZM181 161V162H180ZM187 161H188V163H187ZM193 161V162H192ZM205 161H207L208 162V164H207V162H205ZM215 162V163H213L212 164V162ZM6 162V163H5ZM177 162L179 163V165L177 164ZM184 162V163H183ZM202 162H204L203 164L204 165H202ZM146 163H147V160H146ZM149 163V162H148ZM170 163V164H169ZM217 163H219V164H221L220 166L222 167H220L222 170H220V168H219V165L217 164ZM149 164V166L150 167H152L153 166V164H152V166ZM156 163H155V165H157ZM167 164H169V165H167ZM177 164V165H176ZM180 164H181V167H180ZM186 164V165H185ZM195 164H198V165H195ZM8 165H9V167H8ZM167 165V166H166ZM172 165V166H171ZM201 165V166H200ZM205 165L207 166V167H205ZM223 165H225L224 166V168H223ZM237 165V166H236ZM7 166V167H6ZM145 166V165H144ZM148 165L146 164V166H145V168L147 167ZM186 168H185V167ZM188 166V167H187ZM204 166V167H203ZM212 166H214V168H212ZM216 166L218 167V170H217V168H216ZM230 166V167H229ZM154 167V166H153ZM169 167L171 168L170 169V171H168L167 172V169L169 170ZM173 167V168H172ZM199 167V168H198ZM238 167V168H237ZM10 168H11V170H10ZM144 168V167H143ZM149 168V167H148ZM164 168H165V170H166V172L167 173H165L164 172ZM191 168H193V169H191ZM204 168H206V170L204 169ZM209 168V169H208ZM210 168H212V169H210ZM216 168V169H215ZM9 169V170H8ZM137 170V174H136V172H135V175H137V177L139 176V175H141L140 173H139V169H138V167L136 168ZM195 169V170H194ZM160 170H161V173H164L165 174V177H166V179H167V177H168V179H167V182L164 180V177L163 176H161V175H159V172H160ZM220 170V171H219ZM225 170V171H224ZM140 171H141V169H140ZM157 171H159V172H157ZM172 171H176L175 173L174 172H172ZM182 171V173H180ZM209 171V172H208ZM222 171V172H221ZM170 172V173H169ZM177 172H178V174H179V176L181 175V177H179L178 175H177ZM241 172V171H240ZM158 174L160 177H156L157 175H155V174ZM207 174V176H206V174ZM210 173H211V175H210ZM227 173V174H226ZM247 172L245 171V172H243V175H248V173L246 174ZM13 174V176H14V173H12ZM163 174V175H164ZM200 174V175H199ZM170 175H172V176H170ZM173 175H177V177L176 176H173ZM190 175V176H189ZM197 175H199V176H197ZM219 175V176H218ZM225 175H226V177L228 178L227 180H228V182H225L226 181V177H225ZM230 175V176H229ZM261 175V174H260ZM182 176H184L183 177V179H182ZM187 178H186V177ZM137 177H135L136 179V182H139V183H136V185H141V183H142V181L144 180V178L142 179L141 177H142V175H141V177H138V179L139 178H141V180L139 179V181H138V179H137ZM162 177H163V180L167 183L166 184V188H164L165 187V182L164 181H162ZM171 177H173V179L171 178ZM177 178L176 180H175V178ZM204 177H207V178H209V179H207V181H206V179L204 178ZM220 177V178H219ZM223 177V178H222ZM216 178V180H214ZM261 178H264V175H261L260 176V178H259V181H262L261 180ZM153 179V180H154ZM179 179V180H178ZM205 179V180H204ZM231 179V180H230ZM236 179H237V177H236ZM168 180H170V184H169V182H168ZM187 180V181H186ZM191 180V181H190ZM200 180V181H199ZM211 182H210V181ZM221 180V181H220ZM232 182L233 180V182L231 183L230 181ZM176 181H177V183H178V181H180V184H179V186H177V183H176ZM193 181V182H192ZM223 181V182H222ZM141 182V183H140ZM155 182H156V179H155ZM156 182V183H157ZM162 182H164V183H162ZM206 182H207V185H206ZM214 182V183H213ZM217 182V183H216ZM173 183V184H172ZM191 183V184H190ZM209 183V184H208ZM213 183V184H212ZM226 183V184H225ZM11 184L13 185V186H11ZM144 184V182L142 183V185ZM161 185L162 186V188L161 187H159L158 185ZM175 184V185H174ZM212 184V185H211ZM151 185H150V187H151ZM168 185H169V188H171V189H169V188H167L168 187ZM182 185V186H181ZM197 185H198V188H197ZM200 185V186H199ZM202 185H206L207 187L209 186V185H211V190H210V192L208 193V190L207 191H205V192H202V190H206V186H202ZM213 185H215L214 187H213ZM231 185L229 186V191L231 190ZM262 185H264V183H262ZM155 188H154V187ZM184 186V187H183ZM188 186V187H187ZM140 187V186H139ZM157 187H159V188H157ZM201 187L203 188V189H201ZM205 187V188H204ZM210 187V186H209ZM213 187V188H212ZM223 187V186H222ZM178 188V189H177ZM185 188V189H184ZM190 188H191V190H190ZM197 190H200V193L198 192V191H196V189ZM223 188H225V187H223ZM154 189V190H153ZM155 189L156 190H161V189H168V191L167 190H164V191H162V192H164V193H158V191H156V195L159 197V198H156V195L154 194V192H155ZM173 189H175V191L173 190ZM189 189V190H188ZM178 190H182L184 193H182V192H176V191H178ZM225 191H227V189H224ZM15 191V192H14ZM195 191V192H194ZM214 191V190H213ZM166 192V193H165ZM172 193V195H171V193ZM191 192V193H190ZM197 192V193H196ZM206 194L205 196H204V194ZM167 194L169 195V198L167 197ZM187 196H186V195ZM262 194H264V193H262ZM261 194V195H262ZM150 195V194H149ZM152 195H151V197H152ZM163 195H166L165 197H163ZM181 195V196H180ZM190 195V196H189ZM218 195V196H217ZM230 197H229V196ZM195 196H196V198H195ZM203 196V197H202ZM209 196V197H208ZM215 196H216V198H215ZM220 196V200L218 199V197ZM226 196H227V198H226ZM161 197H162V199H161ZM194 197V198H193ZM201 197L203 198V200L201 199ZM262 198H264V195H262L261 196ZM164 198V199H163ZM166 198V199H165ZM169 200H168V199ZM187 200H186V199ZM215 198V200H217V201H215L214 202V199ZM222 198L225 200V201H223L222 200ZM230 198V199H229ZM158 199V200H157ZM161 199V200H160ZM185 199V200H184ZM194 199H195V201H194ZM160 200V201H159ZM198 200V201H197ZM227 200V201H226ZM262 200H264V199H262ZM261 200V198H260V201L259 202H261L262 201ZM149 201V202H148ZM163 201V202H162ZM178 201V203L181 205V204H183V205H179V204H177V205H179L180 207L178 208L177 207V205H176V202ZM187 201V202H186ZM205 201V200H204ZM203 201V202H204ZM219 201V202H218ZM221 201V202H220ZM223 201V202H222ZM229 201V202H228ZM168 202V204L171 206H169L168 204L165 206L163 203H167ZM170 202V203H169ZM205 203V202H204ZM215 203V204H214ZM225 203V204H224ZM227 203H228V205H227ZM262 204H264V202H261ZM157 204V205H156ZM160 204H161V207H160ZM185 204V205H184ZM216 204H218V205H216ZM223 204V205H222ZM174 205H175V207H177V208H174ZM215 205V206H214ZM220 205V206H219ZM222 205V206H221ZM232 205V206H231ZM163 206V207H162ZM225 206V207H224ZM227 206H229V208L227 207ZM164 207H166L165 209H164ZM221 208L223 211H221L219 208ZM234 207V206H233ZM162 208V209H161ZM171 209V210H169V209ZM174 208V209H173ZM228 208V209H227ZM159 209H160V211H159ZM177 209H178V211H183L181 214L179 213L178 214V211H177ZM204 209V208H203ZM216 209H218V210H216ZM230 209H231V212H230ZM262 209H264V206H262ZM150 210H152V211H150ZM163 210V211H162ZM205 210H207V209H205ZM211 210V211H210ZM213 210H215V212L216 211H218V214H217V212L215 213ZM225 210V211H224ZM227 210V211H226ZM145 211V210H144ZM154 211H156L155 213H158V214H154ZM157 211H159V212H157ZM190 211V210H189ZM162 212V213H161ZM169 212V213H168ZM199 212V213H200ZM221 212V213H220ZM224 212V213H223ZM151 213H153L152 215H151ZM206 213V214H205ZM215 213V214H214ZM162 214V215H161ZM184 214V215H183ZM222 214V215H221ZM261 214V215H260ZM163 215H164V217H163ZM199 215V214H198ZM206 215V216H205ZM210 215V216H209ZM231 215V217L232 218H229L228 219V217ZM145 216H147V217H145ZM157 216V217H156ZM162 216V217H161ZM195 216H197L196 214H195ZM262 216V217H261ZM198 217V216H197ZM206 217V218H205ZM214 218V219H210V218ZM156 218V219H155ZM181 218V217H180ZM180 218H176V220H178V219H180ZM175 219V218H174ZM173 219V220H174ZM234 219V220H233ZM231 220H233V221H231ZM200 221H198V222H200ZM208 221V222H207ZM214 221H215V223H214ZM156 223V224H155ZM209 223V224H208ZM214 223V224H213ZM199 224V223H198ZM206 224H207V226H206ZM212 224V225H211ZM225 224V225H224ZM205 226V227H204ZM262 226V227H261ZM209 227V228H210ZM211 227V228H212ZM222 227V228H221ZM259 227H261L260 229H262V231H261V233H258L259 231H260V229H259ZM201 228V227H200ZM203 228H201V230H204ZM25 230V231H24ZM12 232H14V233H12ZM26 233L25 235H24V233ZM222 233V234H221ZM9 235H10V237L12 238V236L13 235H15V236H18V237H16L15 238V236H14V238L15 239H17L18 238V241H19V239H20V242H18L17 240V245H18V248L20 247H22L21 249L19 248V251L20 250H22L20 253H21V255L22 256H20V259H17V258H12V257H9V256H7V255H5L6 254V251L8 252V250H6V249H8L9 248V246H8V243L7 242H5V240H6V237L8 236L9 237ZM12 235V236H11ZM201 235H203V234H201ZM227 235V236H226ZM26 236V237H25ZM9 237V238H10ZM26 238V239H25ZM223 238H225L224 240H223ZM222 239V240H221ZM203 240V239H202ZM7 241V240H6ZM30 241V242H29ZM220 241H222L223 242V244H222V246L220 247V245H221V243H220ZM232 241V242H231ZM7 243V244H6ZM27 243H29V245L27 244ZM216 243H218V244H216ZM258 243V244H257ZM259 243H261V244H259ZM30 244H31V246H33V247H31L30 246ZM220 244V245H219ZM217 245H219V246H217ZM255 245H257V246H255ZM260 247H259V246ZM30 246V247H29ZM218 247V248H217ZM257 247V248H256ZM262 250V251H260V249ZM216 249V250H215ZM219 249V250H218ZM257 249H258V251H257ZM34 250V251H33ZM221 250V251H220ZM216 251V252H215ZM23 252V253H22ZM205 251H203V248L200 246V248H199V251H198V253H197V256H196V260L194 261V263L195 264H206V261H205V253H204ZM221 252V255H219L218 253H220ZM237 254V255H236ZM5 257V258H4ZM257 258V259H256ZM217 259V260H216ZM260 259V260H259ZM262 259V260H261ZM5 260V261H4ZM198 261V262H197ZM220 261V262H219ZM242 261V260H241ZM259 263H258V262ZM238 262V263H237ZM249 262V263H248Z\"/></svg>","mask_w":264,"mask_h":264}]
</instances>
